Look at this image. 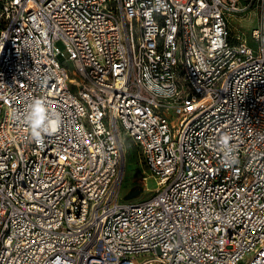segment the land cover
Wrapping results in <instances>:
<instances>
[{"label":"built area","instance_id":"2783aa9c","mask_svg":"<svg viewBox=\"0 0 264 264\" xmlns=\"http://www.w3.org/2000/svg\"><path fill=\"white\" fill-rule=\"evenodd\" d=\"M0 264H264V0H0Z\"/></svg>","mask_w":264,"mask_h":264},{"label":"rangeland","instance_id":"374dc122","mask_svg":"<svg viewBox=\"0 0 264 264\" xmlns=\"http://www.w3.org/2000/svg\"><path fill=\"white\" fill-rule=\"evenodd\" d=\"M259 25L257 21V12L255 10L243 16H233L230 20V28L234 34L244 33L250 39L253 30ZM57 46L66 53L65 47L61 42ZM126 169L122 185L121 197L124 201L138 202L149 199L153 191L158 187L157 181L149 179L147 190L143 184V176H148L141 164L139 153L136 149L126 143Z\"/></svg>","mask_w":264,"mask_h":264},{"label":"clouds","instance_id":"9594fccd","mask_svg":"<svg viewBox=\"0 0 264 264\" xmlns=\"http://www.w3.org/2000/svg\"><path fill=\"white\" fill-rule=\"evenodd\" d=\"M44 109L42 106V103L40 101H37L34 105H33V109H32V119L33 122L37 125L40 124V122L44 119ZM56 123V121H49V124H54ZM37 137H39V135L37 134Z\"/></svg>","mask_w":264,"mask_h":264}]
</instances>
